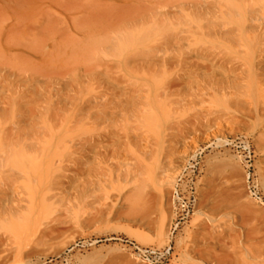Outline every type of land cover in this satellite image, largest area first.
<instances>
[{"label":"rangeland","instance_id":"374dc122","mask_svg":"<svg viewBox=\"0 0 264 264\" xmlns=\"http://www.w3.org/2000/svg\"><path fill=\"white\" fill-rule=\"evenodd\" d=\"M165 1L0 0V149L22 183L0 210V264H264L261 1ZM101 101L117 114L97 154L83 133ZM182 172L197 201L171 234Z\"/></svg>","mask_w":264,"mask_h":264},{"label":"bare ground","instance_id":"6f19581e","mask_svg":"<svg viewBox=\"0 0 264 264\" xmlns=\"http://www.w3.org/2000/svg\"><path fill=\"white\" fill-rule=\"evenodd\" d=\"M161 1V0H160ZM168 1V0H167ZM175 1V0H174ZM177 1V0H176ZM189 1V0H188ZM200 1V0H199ZM214 1V0H213ZM256 0H254L253 2H255ZM261 1V5H260V3H258V5H259V7H261V8H263L264 9V0H260ZM259 1V2H260ZM164 2H166L165 0H164ZM169 2V1H168ZM178 2V1H177ZM176 2V3H177ZM181 2V1H180ZM201 2H202V0H201ZM204 2H206V1H204ZM204 2H203V4H204ZM210 2V1H209ZM215 3H216V1H214ZM13 3V2H12ZM167 3V2H166ZM175 3V2H174ZM182 4H183V1L181 2ZM180 3V4H181ZM191 3V2H190ZM223 3V2H222ZM221 3V4H222ZM195 4V3H194ZM193 4V5H194ZM207 4V3H206ZM251 4H253V5H256L255 3H252L251 2ZM175 5H178V4H175ZM219 6H220V3L218 4ZM218 5H217V7H218ZM224 5H225V3H224ZM223 5V7H225V8H223V10H225V13H227V10H226V5L224 6ZM249 5H250V3H249ZM249 5H246L247 7H250ZM169 6V5H168ZM181 6V5H180ZM183 6H185L184 4H183ZM187 6V5H186ZM195 6V5H194ZM177 7H179V6H177ZM216 7V6H215ZM222 6H220V8H221ZM257 7V5L256 6H254V7H250V8H248L249 9V11L247 12H244V19H245V23H244V25L242 24V26H244V29L245 28H247V32H248V30L250 29V28H254L255 27V25L257 24V23H254V22H252V21H254L255 19H259L258 17H259V11H261V10H259V8H256ZM172 9L174 8L173 6L171 7ZM196 8V7H195ZM202 8V7H201ZM228 9H229V7H227ZM203 9V8H202ZM179 10V9H178ZM200 10V9H199ZM198 10V11H199ZM168 11H170V9L168 10ZM182 11H184L183 9H182ZM186 11V10H185ZM204 11V10H203ZM208 11V10H207ZM219 11H220V9H219ZM178 12V11H177ZM194 12V11H193ZM197 12V11H196ZM221 12V11H220ZM161 13V12H160ZM164 13V12H163ZM166 13V15H167V12H165ZM186 13V12H185ZM185 13H183V14H185ZM191 13H192V11H191ZM217 13V12H216ZM228 13L229 14H237V15H241L242 16V13H241V11L240 10H235L234 8L233 9H231L230 11H228ZM182 14V13H181ZM181 14L180 15H178V17H180L181 16ZM197 14V13H196ZM175 15V14H174ZM187 15V14H186ZM194 15V14H193ZM192 15V16H193ZM212 15H213V13H212ZM212 15H211V17H212ZM218 15V14H217ZM220 15V14H219ZM218 15V16H219ZM236 15V16H237ZM248 15L250 16V18L252 19L251 21H248L247 20V18H248ZM115 16L116 15H114V18H115ZM121 16V15H120ZM195 16V15H194ZM199 16V15H198ZM122 17H124V16H122ZM126 17V16H125ZM124 17V18H125ZM141 17V16H140ZM147 17V16H146ZM185 17V16H184ZM214 17H215V15H214ZM213 17V18H214ZM217 17V16H216ZM240 17V16H239ZM239 17H238V19H239ZM117 18V17H116ZM195 18H197V17H195ZM222 18V17H221ZM237 18V17H236ZM250 18H248V19H250ZM261 18V17H260ZM21 19V18H20ZM114 20V19H113ZM123 20V19H122ZM122 20L120 21V22H122ZM179 20V19H178ZM190 20V19H189ZM260 20V19H259ZM262 20V19H261ZM118 21V20H117ZM182 21V20H181ZM181 21H179V23H182ZM191 21V20H190ZM209 21H211V20H209ZM215 21V20H214ZM250 23H254L253 25L252 24H249L248 22ZM256 21V20H255ZM32 22V21H31ZM136 22V21H135ZM168 22V21H167ZM208 22V21H207ZM186 23V22H185ZM187 23H188V21H187ZM227 23V22H226ZM225 22H221V24H224L225 26L226 25H229V22H228V24H226ZM22 24V23H21ZM169 24V23H168ZM263 24V23H262ZM36 25V24H35ZM183 25V24H182ZM181 25V26H182ZM261 25V24H260ZM163 26V25H162ZM215 26V25H214ZM221 26H223V25H221ZM221 26H220V28H221ZM231 26V25H230ZM120 27V26H119ZM118 27V28H119ZM194 27V26H193ZM212 27V26H211ZM217 27V26H216ZM215 27V28H216ZM224 27V26H223ZM236 27V26H235ZM167 28V27H166ZM195 28H197L196 26H195ZM205 28V27H204ZM218 28V27H217ZM226 27H224V30H221V29H223V28H221L220 30V34L222 35V36H225V37H227V36H230L232 33V35L231 36H237V34L235 35L234 34V31L233 30H229V27H227L226 29H225ZM152 29V28H151ZM162 29V28H161ZM219 29V28H218ZM241 29H243V27L241 28ZM165 30V29H164ZM185 30V29H184ZM251 30V29H250ZM256 30V29H255ZM151 31V30H150ZM163 31V30H162ZM186 31V30H185ZM189 31V30H188ZM252 31V30H251ZM148 32V31H147ZM163 32H165V31H163ZM170 33H171V31H169ZM190 32V31H189ZM189 32H187V33H189ZM196 32V31H195ZM237 32H239V34H240V31H237ZM243 32H245V31H243ZM250 32V31H249ZM257 32V31H256ZM255 32V33H256ZM146 33V32H145ZM176 33H177V31H176ZM181 33V32H180ZM185 33V32H184ZM197 33V32H196ZM246 33V32H245ZM182 34V33H181ZM191 34H192V32H191ZM244 33H242V35H243ZM247 34V33H246ZM245 34V35H246ZM250 34V33H249ZM254 34V33H253ZM252 34V35H253ZM151 35V34H150ZM168 35V34H167ZM170 35V34H169ZM171 35H173V34H171ZM111 36V35H110ZM177 36V35H176ZM175 36V37H176ZM178 36H180L179 34H178ZM183 36V35H182ZM187 36V35H186ZM221 36V37H222ZM254 36V35H253ZM168 37H171V36H168ZM181 37V36H180ZM166 38V37H165ZM174 38V37H173ZM178 38V37H177ZM184 38V37H183ZM187 38V37H186ZM189 38V37H188ZM108 39V38H107ZM171 39V38H170ZM185 39V38H184ZM193 39V38H192ZM118 40V39H117ZM116 40V41H117ZM183 40V39H182ZM185 40H187V39H185ZM189 40H190V38H189ZM189 40H187V43H188V41ZM241 40V39H240ZM251 40H252V38H251ZM249 41L250 43L252 42V41ZM257 40V39H256ZM254 38H253V43L256 45L258 42L256 41ZM262 40H264V38L262 39ZM111 41V40H110ZM113 41V40H112ZM160 41V40H159ZM168 41V40H167ZM243 40H241V42L239 41V45L241 44V43H243L242 42ZM103 42V41H102ZM118 42V41H117ZM176 42V41H175ZM179 42V41H178ZM229 42H231V41H229ZM116 43V42H115ZM169 43H171V42H169ZM168 43V44H169ZM161 44V43H160ZM163 44H164V42H163ZM168 44L167 45H165V46H168ZM178 44V43H177ZM189 44V43H188ZM220 44V43H219ZM264 44V43H263ZM116 45V44H115ZM119 45V44H118ZM155 45V44H154ZM163 45V46H164ZM170 45V44H169ZM195 45H196V43H195ZM217 45V44H216ZM235 45V44H234ZM241 45H244V44H241ZM247 45V44H246ZM251 45H252V43H251ZM109 46V45H108ZM113 46V45H112ZM111 46V47H112ZM158 46V45H157ZM211 46V45H210ZM237 45H235V47H236ZM187 47V46H186ZM185 47V48H186ZM217 47V46H216ZM215 47V48H216ZM219 47V46H218ZM252 47V46H251ZM114 48V47H113ZM118 48H120V47H118ZM151 48V47H150ZM156 48H160V50H162L161 49V47H156ZM174 48V47H173ZM190 48V47H189ZM212 47H210L209 49H211ZM246 48H248L247 46H246ZM245 48V49H246ZM109 49H111L110 47H109ZM121 49V48H120ZM170 49V48H169ZM175 49V48H174ZM208 49V50H209ZM219 49V48H218ZM241 49V48H240ZM245 49H243V50H245ZM252 49H253V47L251 48V51H252ZM264 49V48H263ZM262 49V50H263ZM164 50V49H163ZM162 50V51H163ZM166 50V49H165ZM171 50V49H170ZM173 50V49H172ZM177 50H179V49H177ZM212 50V49H211ZM221 50V49H220ZM239 50V49H238ZM243 50H242V53H246V55H248V49H246L244 52H243ZM248 50V51H247ZM111 51H112V54H115L114 52H115V50H114V52H113V50L111 49ZM151 51H154L153 49L151 50ZM168 51V50H167ZM193 51V50H192ZM201 52H202V50H200ZM206 51H207V49H206ZM260 51V50H259ZM190 52V51H189ZM212 52H213V50H212ZM264 52V51H263ZM263 52H262V54H263ZM118 53V52H117ZM145 53H146V51H145ZM155 53V51L152 53V54H154ZM164 53V52H163ZM208 53V52H207ZM214 53V52H213ZM215 53H217V52H215ZM214 53V54H215ZM226 53V52H225ZM244 53V54H245ZM191 54H194V53H191ZM200 54V53H199ZM209 54V53H208ZM222 54V53H221ZM262 54H261V56H262ZM116 55V54H115ZM180 55V54H179ZM185 55V54H184ZM183 55V56H184ZM195 55V54H194ZM193 55V56H194ZM197 55V54H196ZM211 55V54H210ZM219 55V54H218ZM264 55V54H263ZM149 56H151V55H149ZM153 56V55H152ZM163 56V55H162ZM164 56H165V54H164ZM171 56V55H170ZM173 56V55H172ZM209 56V55H208ZM111 57H113V56H111ZM116 57V56H115ZM154 57V56H153ZM169 57V56H168ZM176 57V56H175ZM185 57V56H184ZM206 57V56H205ZM220 57V56H219ZM248 57V56H247ZM260 57V56H259ZM263 57V56H262ZM261 57V58H262ZM121 58V57H120ZM151 58V57H150ZM158 58H160V57H158ZM170 58V57H169ZM180 58V57H179ZM210 58V57H209ZM221 58V57H220ZM264 58V57H263ZM156 59V58H155ZM163 59H164V57H163ZM162 59V61H164ZM188 59V58H187ZM212 59V58H211ZM218 59V58H217ZM216 59V60H217ZM258 59V58H257ZM260 59V58H259ZM101 60H102V58H101ZM150 60V59H149ZM215 60V59H214ZM103 61V60H102ZM130 61V60H129ZM129 61H128V63L127 64H129V66L131 65L130 63H129ZM98 63H99V61H97ZM113 62V61H112ZM131 62V61H130ZM102 63H104V62H102ZM107 63V62H106ZM104 64V65H108V63L107 64ZM110 63V62H109ZM117 63V62H116ZM213 63H214V61H213ZM222 63V62H221ZM100 64V63H99ZM98 64V65H99ZM115 64V63H114ZM119 64V63H118ZM117 64V65H118ZM126 64V65H127ZM90 65V64H89ZM94 65H95V63H94ZM242 65V64H241ZM257 65V64H256ZM96 67H97V64L95 65ZM119 67H120V64L118 65ZM128 66V65H127ZM129 66H128V68H129ZM177 66V65H176ZM244 66V65H243ZM89 67H91V66H89ZM92 67H94V66H92ZM100 67V66H99ZM132 67V66H131ZM130 67V68H131ZM156 67V66H155ZM102 68V67H101ZM100 68V69H101ZM110 68H111V66H110ZM115 68V67H114ZM118 68V67H117ZM133 68H135V67H133ZM140 68V67H139ZM144 68L146 69L147 67H145L144 66ZM168 68H169V65H168ZM183 68H185V67H183ZM182 68V69H183ZM90 69V68H89ZM93 69V68H92ZM92 69H90V70H92ZM103 69V68H102ZM101 69V70H102ZM119 69H121V68H119ZM115 70H117V69H115ZM162 70V69H161ZM173 70H175V68H173ZM109 71V70H108ZM107 71V72H108ZM120 71V70H119ZM146 71H147V69H146ZM155 71V70H154ZM184 71V70H183ZM106 72V73H107ZM110 72V71H109ZM130 72H131V70H130ZM151 72V71H150ZM160 72V71H159ZM169 72H171V70H169ZM132 73H133V71H132ZM109 74V73H108ZM108 74H107V76H108ZM163 74V73H162ZM181 74H182V72H181ZM198 74V73H197ZM196 74V75H197ZM94 76V75H93ZM157 76V75H156ZM185 76V75H184ZM199 76H201V75H199ZM118 77V76H117ZM116 77V78H117ZM125 77H126V75H125ZM160 77V76H159ZM178 77V76H177ZM193 77V76H192ZM213 78V77H212ZM115 79V78H114ZM118 79L119 78H117V79H115L116 81H118ZM123 80V79H122ZM125 82L127 81V80H124ZM230 81V80H229ZM119 82V81H118ZM123 82V81H122ZM130 82V81H129ZM128 82V83H129ZM133 82V81H132ZM138 82V81H137ZM136 81L134 82V84L135 83H137ZM127 83V82H126ZM145 83V82H144ZM212 83V82H211ZM123 84V83H122ZM125 84V83H124ZM131 84V83H130ZM236 84V83H235ZM128 85V84H127ZM136 85V84H135ZM135 85H133V86H135ZM138 85V84H137ZM136 85V86H137ZM146 85V84H145ZM145 85H144V87H145ZM219 85V84H218ZM225 85V84H224ZM132 86V85H131ZM143 86V85H142ZM141 86V87H142ZM167 86V85H166ZM126 87V86H125ZM218 87H220V86H218ZM225 87V86H224ZM128 88H129V86H128ZM146 88H147V86H146ZM167 88V87H166ZM149 89V88H148ZM130 90V89H129ZM168 90V89H167ZM144 91V90H143ZM165 91H166V89H165ZM124 92V91H123ZM128 92V91H127ZM136 92H138V90L136 91ZM139 92H140V90H139ZM147 92V91H146ZM150 92V91H149ZM148 92V93H149ZM163 93H165V92H163ZM124 94V93H123ZM141 94V93H140ZM144 94V93H143ZM167 94H169V93H167ZM145 95V94H144ZM139 96V95H138ZM146 96V95H145ZM159 96V95H158ZM164 96V95H163ZM162 96V97H163ZM167 96V95H166ZM123 97V96H122ZM130 97V96H129ZM148 97V96H147ZM115 98V97H114ZM128 98V97H127ZM145 98V97H144ZM123 99V98H122ZM143 99V98H142ZM147 99V98H146ZM149 99V98H148ZM164 99H165V97H164ZM124 100V99H123ZM163 100V99H162ZM115 101V100H114ZM132 101V100H131ZM124 102V101H123ZM175 102H177V101H175ZM90 103H92V102H90ZM96 103V102H95ZM112 104L113 105V103H115V102H97V104L95 105V106H97V107H99L98 108V111L97 112H95V113H92V114H90L89 115V117H90V119L91 120H93L92 122H90L91 120H89L88 122H90V124L92 123L93 124V126H91L89 129H87L86 131H85V133H83L84 135H86V137H85V141H83L84 142V144H86V145H89V146H91L92 147V149H93V151H95V153H97V154H99L100 153V151H99V149H102L105 145H104V143H105V141H106V138L107 137H109V136H111L110 134H111V132H109V131H107V129L109 128V125L107 124V122L109 123V121H111L112 119H113V117H115V115L117 114V112H115V111H113V110H109V109H111V108H109V109H107V108H104L107 104ZM122 103V102H121ZM128 103V102H127ZM140 103V102H139ZM142 103V102H141ZM146 103V102H145ZM116 104H117V102H116ZM133 104V103H132ZM136 104H138V103H136ZM23 105V104H22ZM135 104H133V106H134ZM144 105V104H143ZM1 106V105H0ZM8 106V105H7ZM83 106V105H82ZM136 106V105H135ZM146 106H147V104H146ZM156 106V105H155ZM113 107V106H112ZM118 107V106H117ZM120 107V106H119ZM137 107V106H136ZM145 107V106H144ZM149 107V106H148ZM8 108H9V106H8ZM140 108V107H139ZM143 108V107H142ZM81 109V108H80ZM83 109V108H82ZM89 109V108H88ZM107 109V110H106ZM137 109V108H136ZM109 110V111H108ZM141 110V109H140ZM4 111V110H3ZM81 111H84V110H81ZM123 111V110H122ZM125 111V110H124ZM124 111H123V113H124ZM136 111V110H135ZM142 111V110H141ZM151 111V110H150ZM88 112V111H87ZM118 112H119V110H118ZM120 113H121V111H120ZM119 113V114H120ZM145 113V112H144ZM151 113V112H150ZM84 114H85V112H84ZM140 114V113H139ZM129 115V114H128ZM130 115H131V112H130ZM19 116H20V114H19ZM18 116V117H19ZM123 116V115H122ZM124 116H125V114H124ZM147 116V115H146ZM127 117V116H126ZM125 117V118H126ZM135 117V116H134ZM1 118H2V116H1ZM129 118H130V116H129ZM144 118V117H143ZM24 119V118H23ZM64 119V118H63ZM66 119V118H65ZM124 119V118H123ZM131 120H132V117L130 118ZM135 119H137L136 117H135ZM120 120V119H119ZM118 120V121H119ZM134 120V119H133ZM122 121V120H121ZM114 122V121H113ZM135 122H137V121H135ZM16 123V122H15ZM19 123H20V121H19ZM110 123H112V122H110ZM109 123V124H110ZM144 123V122H143ZM17 124H18V122H17ZM43 124V123H42ZM88 124V126L90 125L89 123H87ZM103 124H107V126H105L104 125V127H102L103 126ZM116 124H117V120H116ZM20 125V124H19ZM41 125V124H40ZM110 125H113V124H110ZM123 125V124H122ZM132 125V124H131ZM147 125V124H146ZM22 126V125H21ZM79 126V125H78ZM164 126V125H163ZM20 127V126H19ZM23 127V126H22ZM114 127H116V126H114ZM122 127V126H121ZM129 127V126H128ZM134 128H135V126H133ZM132 127V128H133ZM137 127V126H136ZM18 128V127H17ZM41 128V127H40ZM39 128V129H40ZM117 128V127H116ZM126 128V127H125ZM15 129H16V127H15ZM22 129V128H21ZM47 129V128H46ZM45 129V130H46ZM119 129V128H118ZM13 131H15L14 129H12ZM27 130V129H26ZM41 130V129H40ZM39 130V131H40ZM106 130V131H105ZM110 130V129H109ZM114 130V129H113ZM112 130V131H113ZM131 130V129H130ZM17 131H21L20 130V128H19V130H17ZM139 131V130H138ZM137 131V132H138ZM28 132H29V130H28ZM41 132V131H40ZM48 131L46 130V133H47ZM50 132V131H49ZM123 132H125V131H123ZM130 132V131H129ZM133 132V131H132ZM7 133V132H6ZM13 133H15V132H13ZM23 133V132H22ZM45 133V132H44ZM120 133H121V131H120ZM19 134V133H18ZM18 134H17V136H18ZM24 134V133H23ZM42 134V133H41ZM48 134V133H47ZM113 134V133H112ZM19 135H21V133L19 134ZM25 135H26V131H25ZM28 135V134H27ZM26 135V136H27ZM43 135V134H42ZM51 135V134H50ZM119 135V134H118ZM145 135V134H144ZM143 135V136H144ZM45 136V135H44ZM47 136V135H46ZM133 136H134V134H133ZM139 136V135H138ZM6 137V136H5ZM34 137V136H33ZM32 137V138H33ZM43 137V136H42ZM51 137V136H50ZM49 137V138H50ZM131 137H132V135H131ZM8 138H9V136H8ZM7 138V139H8ZM11 138V137H10ZM17 138H19V136L17 137ZM27 138V137H26ZM31 138V139H32ZM35 138V137H34ZM6 139V138H5ZM5 140V141H9V140ZM24 139H25V137H24ZM29 139V138H28ZM28 139H27V141H28ZM30 139V140H31ZM22 140V139H21ZM39 140V139H38ZM43 140V139H42ZM83 140V139H82ZM122 141L123 140H126V139H121ZM17 142V141H16ZM22 142V141H21ZM24 142V141H23ZM43 142H45V141H43ZM76 142V141H75ZM82 142V141H81ZM79 143V142H78ZM121 143V142H120ZM124 143H126V142H124ZM5 144H7V143H5ZM18 144V143H17ZM25 144H27V143H25ZM32 144V143H31ZM34 144H37V141H35V143ZM101 144V145H100ZM28 145H30V144H28ZM122 145V144H121ZM3 146V145H2ZM9 146V145H8ZM11 146V145H10ZM31 146V145H30ZM84 146V145H83ZM4 147V149H5V146H3ZM18 147V146H17ZM20 147V146H19ZM27 147H29V146H26V149H27ZM13 148H15V147H13ZM12 148V149H13ZM34 148H35V145H34ZM37 148V147H36ZM17 149H19V148H17ZM39 149V148H38ZM37 149V150H38ZM43 149V148H42ZM24 150V149H23ZM30 150H32L31 148H30ZM86 150V149H85ZM103 150V149H102ZM12 151V150H11ZM26 151V150H25ZM28 151V150H27ZM92 151V152H93ZM5 152H6V150L4 151L3 149H0V210H3V209H5L4 211L5 212H8V210H10V211H13L14 209H15V206H14V201L12 200V195H13V193L14 192H16V187H18L19 186V184H22V183H18L19 181V178H20V175L18 174V172L19 171H14V168L12 167V165L9 163V162H7V156L8 155H6L5 154ZM9 152H10V150H9ZM24 152V151H23ZM37 152V151H36ZM41 152V151H40ZM11 153V152H10ZM30 153V152H29ZM8 154V153H7ZM27 154H28V152H27ZM40 154H42V152L40 153ZM24 155H26L25 153H24ZM93 155V154H92ZM95 155V154H94ZM11 156H13V155H11ZM9 157V156H8ZM26 157H28L27 155H26ZM37 157V156H36ZM82 157V156H81ZM84 157V156H83ZM9 159H10V157H9ZM26 160V159H25ZM27 160H28V158H27ZM12 162V161H11ZM26 162V161H25ZM58 162V161H57ZM27 163V162H26ZM25 163V164H26ZM38 163V162H37ZM56 163V162H55ZM100 163H102L101 161H100ZM13 164V163H12ZM31 164V163H30ZM58 164V163H57ZM94 165V164H93ZM96 165V164H95ZM98 165V164H97ZM58 166V165H57ZM56 166V167H57ZM90 166V165H89ZM88 167V166H87ZM92 167V166H91ZM90 168V167H89ZM95 168V167H94ZM16 169V168H15ZM29 170V169H28ZM28 170H26L27 172H31L30 170L28 171ZM17 172V173H16ZM20 173H22V172H20ZM29 173H27V174H29ZM33 173V172H32ZM31 173V174H32ZM96 173V172H95ZM23 174V176H25L24 175V173H22ZM21 174V175H22ZM26 174V173H25ZM39 175V174H38ZM160 175V174H159ZM32 176H34L33 174H32ZM31 176V177H32ZM26 177V176H25ZM36 177V176H35ZM38 177V176H37ZM26 180L28 179V178H25ZM33 179H35V178H33ZM32 179V180H33ZM63 179V178H62ZM158 179V178H157ZM161 179H163V178H161ZM160 179V180H161ZM23 179H20V181H22ZM36 180H38V178L37 179H35V181ZM35 181H33V183L35 182ZM46 181V180H45ZM37 182V181H36ZM35 182V183H36ZM46 183V182H45ZM17 184H18V186H17ZM23 184H24V181H23ZM37 184V183H36ZM53 185V184H52ZM21 186V185H20ZM23 186H25V185H23ZM19 188V187H18ZM18 188H17V192H18ZM26 187H24V189H25ZM20 189L23 191V189L20 187ZM19 189V191L20 192H22L21 190ZM16 194V193H15ZM18 195V194H17ZM6 234V233H5ZM1 236V235H0ZM0 240H1V237H0Z\"/></svg>","mask_w":264,"mask_h":264},{"label":"built area","instance_id":"2783aa9c","mask_svg":"<svg viewBox=\"0 0 264 264\" xmlns=\"http://www.w3.org/2000/svg\"><path fill=\"white\" fill-rule=\"evenodd\" d=\"M198 162L193 165L194 170L197 169ZM188 168V166H185V170ZM186 172V171H185ZM185 172H182L175 184V187L173 189V197L175 200L181 201L183 203V207L181 210L177 213V216L175 218V221L173 222V230L171 234H173L176 229L180 226L181 223L186 222L188 218L190 217L194 206L197 201V194H196V184H197V178L191 177L186 178ZM173 253V246L171 243L164 248L162 251L155 252V255H157L160 259L168 260L170 256Z\"/></svg>","mask_w":264,"mask_h":264}]
</instances>
